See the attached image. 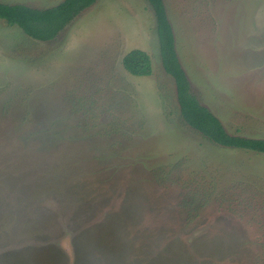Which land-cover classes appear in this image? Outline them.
<instances>
[{"label": "rangeland", "instance_id": "374dc122", "mask_svg": "<svg viewBox=\"0 0 264 264\" xmlns=\"http://www.w3.org/2000/svg\"><path fill=\"white\" fill-rule=\"evenodd\" d=\"M164 3L199 103L264 139V0ZM157 29L148 0H98L53 41L0 19V264H264V153L184 121Z\"/></svg>", "mask_w": 264, "mask_h": 264}, {"label": "trees", "instance_id": "16d2710c", "mask_svg": "<svg viewBox=\"0 0 264 264\" xmlns=\"http://www.w3.org/2000/svg\"><path fill=\"white\" fill-rule=\"evenodd\" d=\"M97 1L64 0L58 6L48 9L0 3V19L11 26L20 27L27 35L36 40L53 41L71 21ZM148 1L153 7L157 19L162 64L165 72L175 80L177 99L184 121L219 145L264 153V139L230 135L219 118L199 103L191 91L189 81L180 64L175 48V35L169 22L164 0ZM123 64L127 72L133 76H150L153 72L151 58L147 52L142 50L136 49L126 54ZM216 249L217 247L212 249L211 253H214ZM231 249L233 250L232 247L229 250ZM183 253L185 252L180 254ZM200 254L204 256V259L197 258L195 261L189 259L188 262L183 263L174 261L172 264H216L214 262L216 256L214 259H210L212 255H209L210 252L201 251ZM162 255L164 256L163 253ZM124 264H128V262Z\"/></svg>", "mask_w": 264, "mask_h": 264}]
</instances>
